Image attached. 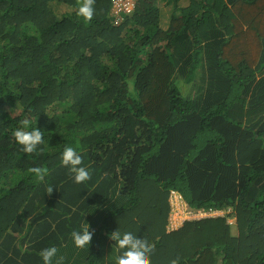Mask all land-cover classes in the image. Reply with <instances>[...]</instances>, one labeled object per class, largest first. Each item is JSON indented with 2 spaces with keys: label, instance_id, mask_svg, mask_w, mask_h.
I'll list each match as a JSON object with an SVG mask.
<instances>
[{
  "label": "trees",
  "instance_id": "trees-1",
  "mask_svg": "<svg viewBox=\"0 0 264 264\" xmlns=\"http://www.w3.org/2000/svg\"><path fill=\"white\" fill-rule=\"evenodd\" d=\"M158 1L109 27L106 0L90 21L81 0H0V264L51 246L52 264H116V229L149 239L150 264H264V0H165V25ZM24 119L44 131L34 153ZM172 190L222 214L169 231Z\"/></svg>",
  "mask_w": 264,
  "mask_h": 264
},
{
  "label": "clouds",
  "instance_id": "clouds-1",
  "mask_svg": "<svg viewBox=\"0 0 264 264\" xmlns=\"http://www.w3.org/2000/svg\"><path fill=\"white\" fill-rule=\"evenodd\" d=\"M106 1L108 2L109 8L106 17L108 20L107 24L109 27H118L124 22V15L130 16L134 13V10L137 8L140 0H130L127 9L122 7V0ZM94 3L95 0H81V3L77 8V15L86 21H90L95 11L93 7ZM56 10L61 12L67 11V9ZM168 17L169 16H167V18ZM13 136L16 143L21 146V150L25 153L36 152L38 150V146L44 142V131L38 129L36 126L34 128L31 127V121L29 119L20 121V126L15 129ZM61 159L63 165L66 166L69 172L72 174V178L75 183H84L90 179L91 173L88 168L83 166V157L76 148L72 146H66L61 153ZM29 171L33 173L36 178H43L45 170L39 167H34L29 169ZM53 190L54 188L52 187L47 189L48 193H52ZM182 202L185 206V208L183 207L184 211H182V215L185 217H182L181 223L178 222V220L173 222V226L176 227L175 229H178V227H180L184 221L203 219V217H194L193 215H196V212H193L191 209H189L183 199ZM169 206L170 213L167 219V229L171 231L175 229H171L172 220H170V217L172 214V207L170 200ZM178 213H181V210ZM89 228L90 225L85 222V227L72 231L71 239L75 247L80 249L89 248L90 241L94 234L89 230ZM109 239L115 242L119 250L115 257L116 264H150L149 254L154 246L149 241V239L137 236L131 231L120 232L117 229L109 234ZM56 253L57 248L55 246H51L42 249L39 255L43 264H52V258L56 255Z\"/></svg>",
  "mask_w": 264,
  "mask_h": 264
},
{
  "label": "built area",
  "instance_id": "built-area-1",
  "mask_svg": "<svg viewBox=\"0 0 264 264\" xmlns=\"http://www.w3.org/2000/svg\"><path fill=\"white\" fill-rule=\"evenodd\" d=\"M129 3H130V0H126V1L122 0V2H121L122 7H124L125 9H127V6L129 5ZM169 200H170V204L172 207V214L170 217V220H172L171 229H175L176 227L173 226V222L175 220H178V222L181 223L182 218L181 219L177 218L179 215L178 212L180 211L181 208H183V207L185 208V206L182 202V198L174 191L170 192ZM221 214H222L221 211H213V210L209 209L207 211L200 210V211L196 212V215L194 214L193 216L199 217V218H202V217L205 218V217L217 216V215H221Z\"/></svg>",
  "mask_w": 264,
  "mask_h": 264
},
{
  "label": "rangeland",
  "instance_id": "rangeland-1",
  "mask_svg": "<svg viewBox=\"0 0 264 264\" xmlns=\"http://www.w3.org/2000/svg\"><path fill=\"white\" fill-rule=\"evenodd\" d=\"M165 0H163V1H158V4L157 5H159V7H160V9H161V12H162V14L165 16L164 17V19H163V24L162 25H165V24H167V22H165V19L167 18V16H169V14H170V6H165V2H164ZM56 12L57 13H61V11H59V10H56ZM181 210V213H178L179 215H178V217L177 218H182V217H185V216H183L182 215V211L184 210L183 208H181L180 209ZM228 212H231V211H225L224 213H228ZM168 217L169 216H167V219H168ZM167 221V220H166ZM234 221V219H232V218H228V222H233Z\"/></svg>",
  "mask_w": 264,
  "mask_h": 264
}]
</instances>
